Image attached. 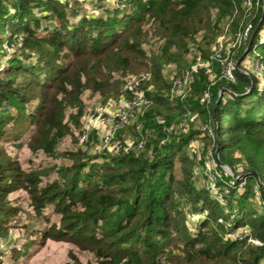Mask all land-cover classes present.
Segmentation results:
<instances>
[{"label": "trees", "instance_id": "trees-1", "mask_svg": "<svg viewBox=\"0 0 264 264\" xmlns=\"http://www.w3.org/2000/svg\"><path fill=\"white\" fill-rule=\"evenodd\" d=\"M117 4V10L97 14L68 0H0V146L12 124L15 145L31 141L32 151L46 155L59 153L67 138L97 147L96 131L81 141L83 117L97 97L100 104L118 101L131 75H149L142 91L151 100L115 138L137 128L135 144L145 142L142 151L65 150L72 164L50 170L26 169L0 148V238L9 235V218L18 213L10 196L23 189L43 222L17 225L37 229L43 243L66 241L96 255V261L74 264H264V73L254 67L264 64V0ZM232 21V34L253 27L235 56L248 74L234 70L235 82L223 77L226 64L216 50L203 47L208 40L217 43ZM200 61L210 63V71L199 69L192 91L173 96L174 80ZM207 92L209 103L202 100ZM189 111L205 115L215 132L205 151L214 154L219 145L220 161L247 167L244 187L224 174L231 193L216 190L224 203L206 185H196L199 154L192 141L202 131H186ZM227 207L234 215H224ZM187 208L208 214L192 227ZM220 218L233 222L226 227ZM244 224L252 228L250 243L227 238L228 228Z\"/></svg>", "mask_w": 264, "mask_h": 264}, {"label": "rangeland", "instance_id": "rangeland-1", "mask_svg": "<svg viewBox=\"0 0 264 264\" xmlns=\"http://www.w3.org/2000/svg\"><path fill=\"white\" fill-rule=\"evenodd\" d=\"M72 3L81 5V11L88 13L97 11L98 12L97 14H99L100 12L115 11L118 9L117 0H73ZM120 7L122 6L120 5ZM230 24L227 23L225 26H223L220 35H218L217 37L218 38L217 43L214 44L215 39L213 42L211 40L206 41L207 43H205V45L203 46L204 50L209 51L210 49L211 51L212 48L216 50L218 43L223 42L224 59L222 63L226 64L224 68L231 65L235 67V70L238 69L240 70V72L247 74L248 71L244 69H239V67L237 68L238 62H235L236 60L235 56H237L236 53L241 48H243L245 41L240 46L239 45L236 46V40L238 38L239 32L236 34H232V32H235L236 28L233 27L235 25L233 21ZM258 46L260 45H256L255 52L260 53V50L257 49ZM7 53H11L10 48L8 49ZM3 60H5V57L2 56L1 61ZM252 69L253 66L251 70ZM212 70L213 69H211V72ZM221 95H222V91H220V96ZM101 100L102 99L100 97L95 98L93 100L91 109L92 110L95 109L100 104ZM202 100L206 103H209L211 101L210 93L207 92V94L204 95ZM183 119H187L184 121L186 131H188L189 128L191 130L202 131L198 139L197 140L193 139L196 141H192V145L195 146L196 148L195 155L197 153L199 154V159L197 160L198 163L195 164L194 167L196 185L198 187H201L202 185H206V187H208L210 194L214 196V198L217 201H222V203H224L223 197L219 196L218 193L216 192L218 187V189L221 192L226 190L225 191L226 193L228 192L231 193V191L227 189V186H224L225 183L222 181L223 179H226L224 174L226 173L230 176L228 180L226 179L228 182L234 179L236 180V182L237 181L240 182V187H244L246 184V179H244V177L246 176V173H248L246 172L247 170L245 171L247 167L246 165L245 166L240 165L241 161H238L235 163L236 165L239 164L237 167H235L237 171L236 169L231 167L233 171V174H231L223 167H221L220 164H218L216 155L215 153L214 154L212 153L213 152L212 150H207V151L204 150L205 146L206 148L209 146L210 140L215 139V132L213 131L212 127L209 124H207L208 121H206L205 115L199 114L196 111H189L185 113ZM135 130L137 133H133V131L131 130H127V132H124L125 137H121V138L118 137L115 140L116 143L118 142L123 143L125 139L135 143L138 139L137 138L138 129L136 128ZM4 132H5L4 137L1 140V146H0L1 150L4 153H7L10 156L15 157L16 160H18L26 169L31 167H37V165H44L46 166L47 169L57 170V168H61L64 165H71L72 164L71 161L67 158L65 154L62 153L65 150L80 149L89 155L90 154L93 155L97 153L95 151L96 147H94V145L87 144V146H82L79 145L74 138H67L60 144L59 147L60 152L54 156H50L44 154L42 150L32 151L30 148L31 141L24 142L22 145L19 143L20 146L15 145L12 141L13 139H10L13 136V134L15 135L14 125L11 124L7 126ZM97 137H98L97 143L99 145L100 136L97 135ZM240 157H241L240 154L237 153L235 154L236 159L241 160ZM204 158H206V161ZM211 170H215V172L218 175L216 182V190L210 186ZM254 189L256 190V186H254ZM232 194H234V192H232ZM10 200L12 206L16 209L18 213H16L15 215L9 218L10 219L9 235L7 237L0 238V251L2 252V257H0V264H74L76 259H80L84 263L88 261H96V255L93 251H91V249H81L78 246L66 241L47 240L45 243H43L42 234L37 229H30L28 228V226H23V223L22 226L17 225L20 222L28 221L30 223L33 222L32 224L33 225L35 224V226L37 227L38 226L37 224L43 222L39 217H35L36 211L34 207L31 205L32 201L30 199V194L26 190L18 189L16 192L11 194ZM254 206L256 207L255 209L257 210V212L263 211V209H261L256 203H254ZM186 210L188 211L186 217V220L188 222L187 224H189L192 227L198 225L201 222L202 218L205 217L206 214H208L207 210H206L207 212L206 211L191 212L189 211V208H187ZM47 211L48 212L52 211L50 206L47 207ZM234 213H235V209L230 210V208L227 207L226 211L224 212V215L225 214L234 215ZM219 222L225 224L226 227H229L230 224H232L233 220L227 221V219L225 220L224 218H220ZM5 227L7 226L5 225ZM239 228H240L239 232H237L236 229L231 230L230 228H228L230 230V233L228 231L227 238L234 239L235 236L233 234L235 233H238L239 235L248 236V238H250L253 235L252 228L250 225L244 224ZM14 247H17V249Z\"/></svg>", "mask_w": 264, "mask_h": 264}, {"label": "built area", "instance_id": "built-area-1", "mask_svg": "<svg viewBox=\"0 0 264 264\" xmlns=\"http://www.w3.org/2000/svg\"><path fill=\"white\" fill-rule=\"evenodd\" d=\"M69 1L72 2L73 0ZM249 5V7H251V3H249ZM252 28V25L249 24L243 31L239 32L238 38L236 40V46H240L250 37ZM223 50L224 43L219 42L216 48V58L221 62L224 59ZM201 68H206L208 71H210V63L200 61L199 64L186 69L182 76L176 78L173 84V96L184 97L187 93L191 92L195 82V73H197ZM234 70L235 67L229 65L228 67L224 68L223 76L227 80L235 82L236 79ZM255 70L260 73H264V64L260 61H257L255 64ZM149 78V75L146 73H140L127 77L125 89L123 90L122 97L118 101L110 100L105 104H99L91 114L84 116L83 131L80 137L81 141H87L90 132L96 131L97 135L100 136L99 145L95 150L97 153H100L106 149H117V151L128 152L135 147L137 150H144L145 142H139L136 145L134 142L129 140H126L123 143H115L114 140L120 130H122L129 122L131 117L144 111L150 106L151 100L147 98L142 91L143 86L147 83ZM162 143H165V141ZM217 178L218 175L215 170H211L210 186L215 190ZM258 187L259 185L256 186V190ZM236 231L239 232L240 230ZM233 235L235 236L234 239L248 240L249 242L252 241V236L248 238V236L239 235L238 233Z\"/></svg>", "mask_w": 264, "mask_h": 264}, {"label": "water", "instance_id": "water-1", "mask_svg": "<svg viewBox=\"0 0 264 264\" xmlns=\"http://www.w3.org/2000/svg\"><path fill=\"white\" fill-rule=\"evenodd\" d=\"M247 51H248V49L246 50V52H247ZM237 68H238V64H237ZM247 74H248V73H247ZM215 154H216L217 159L219 160V164L221 165V167H223L225 170H227L228 172H230L231 174H233V171H232L231 167H230L228 164H226V163L220 161V159H219V145H218L217 148H216V152H215ZM257 175H259V174L257 173ZM259 181H260L262 184H264V180H263V178H262L260 175H259Z\"/></svg>", "mask_w": 264, "mask_h": 264}]
</instances>
